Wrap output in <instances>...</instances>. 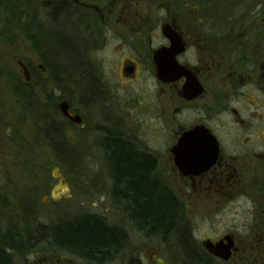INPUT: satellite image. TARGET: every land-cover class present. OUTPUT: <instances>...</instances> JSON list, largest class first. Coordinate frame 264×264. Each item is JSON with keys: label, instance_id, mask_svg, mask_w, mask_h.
I'll list each match as a JSON object with an SVG mask.
<instances>
[{"label": "rangeland", "instance_id": "1", "mask_svg": "<svg viewBox=\"0 0 264 264\" xmlns=\"http://www.w3.org/2000/svg\"><path fill=\"white\" fill-rule=\"evenodd\" d=\"M49 1L58 0H23L16 6L11 1L9 7L5 5L6 2L4 1L3 4L0 3V19L2 21L0 24V228L11 230L17 228L20 231L24 226V222L29 219L28 215H25L24 206L30 200L32 203H30V206L33 205L32 207H34L32 218L38 224L55 225L60 222H72L83 215H100L109 220L110 223L128 230L131 253L136 257L140 256L148 261L146 250L151 248L156 249L160 255L166 258L172 252L171 248L164 251L160 243L147 241L141 234L131 229L111 200L112 182L107 174L106 162L103 161V152L97 147L99 137L102 136L104 129L109 127V124L102 116V108L99 103L95 104L94 101L83 102L84 97H86L83 90L90 91L89 77L92 79V72L89 77L77 74L75 78L69 79L66 76L68 82L63 80L62 85L64 87L60 89V92L67 97L72 107L81 113L83 124L87 127L86 130L71 127L64 119H60V117H63L62 114L58 116L55 113V109L59 108L61 101L58 99L60 92H54V85L51 83L52 79L49 74L42 75L40 65L43 62L35 48L36 39L43 36V32L41 33L37 27L35 20L43 22L44 16L40 6ZM75 1L81 3L86 9L90 7L99 9L100 16L110 14L111 10L116 11L115 14H120L119 11L122 9L121 6L116 5L117 1L121 0ZM167 1L128 0L126 5H131L128 6L130 15L135 16L130 19L131 22L121 24L123 29L121 36L125 41H128L127 46L123 48L125 49L124 52L130 51L128 46L130 44L135 46L140 44L141 47H137V50L141 55L150 52L151 46L148 38L150 35L137 33L138 28L133 33L130 25L136 19L141 20L145 17H151L152 20L154 18L158 20L168 18L164 5ZM231 1L209 0L207 2L205 0L203 4V9H209L208 6L211 2L213 9L209 10V14H207L212 16L215 15L218 8L222 10L229 9L230 3L236 6L231 13H226L227 16H230L229 14L234 15V13L236 15L226 17L229 22L219 24L221 32L229 30L254 32L261 29L260 17L257 19L258 21H253V23L247 22L249 17H252L253 10L260 15L264 9V0ZM110 3L114 6L109 7ZM215 6L216 10H214ZM92 11H86L85 13L89 14V17L98 19L99 13ZM171 14L176 16L174 13ZM235 18L237 22H234ZM97 25L101 26L99 20H97ZM211 25H208L207 30H215ZM216 29L218 30V28ZM112 32H116L115 29L109 28L107 30L106 28L107 34L105 37L107 39H90L93 48L91 46L88 59L96 70L98 77H101L105 82L116 83L118 77L115 51L122 44H120V40L117 41L111 38ZM156 34L159 36V33ZM99 35H101V31ZM104 40H106V43H104ZM152 41L153 48L162 43L161 38L152 39ZM61 64H64V62L60 63V66H62ZM22 65L28 69L30 67L33 74L43 83L41 85L42 89L39 87V90H35L37 93L33 95L34 101L25 99L21 94V82L25 77ZM256 76L258 75H255V78ZM144 78L145 88L154 89L155 82L152 75L147 73ZM258 79L263 80V75L258 76ZM69 80H72V82L77 80L76 86H71ZM260 84L261 88L258 89H262L264 93V84ZM35 86L36 84L32 87L35 88ZM134 89L138 90V87L134 86ZM242 89L238 90L236 98L222 97L225 107L220 109L218 114L216 113L214 120L210 121L209 124L219 134L225 132L224 127H229L228 130L232 134H244V131L239 128L243 125L237 124L238 121L245 122L246 127H244V130L252 129L251 133L249 132L243 136L245 143L248 142L247 140H250L251 143L243 145L248 146L251 150L254 149V152L250 156H244L239 165L235 166L244 180L245 187L251 192L246 193L248 196L239 195L220 202L194 198L188 201L193 203L187 205L191 220V232L193 237L198 240L209 237L215 238L227 232L235 233L238 238H245L243 222L251 220L247 213L254 212L256 208L261 212L264 208V191H262L264 188V160L255 155V153L264 155V143L261 139H257L260 132V138L264 136V107L263 109H254L251 104L253 97L250 98L248 95L249 99L243 98ZM251 89H253V86L248 85L243 91L248 92ZM121 92L122 90H120ZM129 95L130 97L133 96L131 93ZM126 96L130 98L127 94ZM247 99L250 101L248 102ZM259 100H264L261 94ZM31 105L36 106V109L42 108L46 111L39 113L40 115L34 114L29 110ZM231 109L236 110L237 113L239 112V115L234 114ZM48 116L49 121L62 130L68 147L72 150L71 153H77L76 156L74 155L73 160L70 158L64 161L60 159L61 157H58V154L61 155L60 152L56 154L54 144L46 140L40 125H42L41 123L45 117L48 119ZM174 119H176L175 116L167 115L159 123L155 118L145 113H135L127 124L134 127V130L137 129L136 133L130 128L129 132L124 134V137L128 138L127 140L135 141L140 146L139 148L147 149V151L161 157L160 171L164 176L171 170L167 160L169 158L168 145L176 142L177 136L174 131L177 130L179 122H184V116L179 117L177 125L174 124ZM132 120L135 121L133 125L130 124L133 123ZM164 124H167V126L163 128ZM169 127L171 132L168 130ZM240 148L243 150L242 146ZM63 163L69 167L65 168ZM56 170L60 171L70 186V193L58 201H54L50 197L52 190L58 184V180L54 177ZM195 216H199V218ZM58 256L63 257L59 264H98L63 252H48V250H38L20 257L15 256V262L17 264H57L56 259ZM46 258L48 261L45 262ZM168 258L171 260L170 264H182L179 261H174V259L172 261L171 257ZM106 264H128V262L123 258Z\"/></svg>", "mask_w": 264, "mask_h": 264}, {"label": "flooded vegetation", "instance_id": "2", "mask_svg": "<svg viewBox=\"0 0 264 264\" xmlns=\"http://www.w3.org/2000/svg\"><path fill=\"white\" fill-rule=\"evenodd\" d=\"M177 1L168 0L164 4L165 13L168 16L164 20L156 18L152 20L151 17H145L141 20L136 19L133 24L131 23L130 26L133 29V33L138 28L137 33L150 35L148 38L151 50L142 55L137 50V47H141L140 44L138 46L133 44L128 45L130 51L127 52H124L125 49H123L127 46L128 41H125L123 36H121L123 34L121 24L128 21L131 22L130 19L135 16L130 15L128 6L131 5H126L128 0L117 1L116 5L122 7L119 11L120 14H115L116 11L111 10L110 14L103 16H100L99 9L94 7L86 9V7L75 0H58L54 2H65L70 5L71 23L76 28L77 35L88 44H84L86 46L85 58L89 70L93 74L92 79L96 80L97 85L95 89L88 90L89 92L85 93L86 97H84L85 100L83 102L94 101L95 104H100L102 116L109 124V127L104 129L105 131L100 136L101 138H107L108 135H119L137 151L155 158L159 162V166H161V157L147 151V149L139 148L140 146L135 141L127 140L128 138L124 137V134L128 133L130 128H134L130 125L128 126L127 123L135 113H145L155 118L159 123L167 115L175 116V125L178 124L177 120L179 117L184 116V122L180 123L178 120L177 130L174 131V134L177 136L176 142L169 144L167 149L169 154L167 160L171 170L165 175L166 178L161 171L160 175L166 185L183 204L186 216L190 220L187 205L192 203L188 202L192 198L220 202L221 200L232 199L239 195L248 196L246 193L248 191L251 192L245 187L244 180L239 175V171L235 166L239 165L240 160L244 159V156H250L254 152V149L251 150L248 146H245L251 143L250 140H247V143L243 141V136L249 132L251 133L252 129L244 130V127H246L245 122L238 121L237 124L243 125L239 126V128L244 131V134L234 133V135L228 130L229 127H224L225 132L219 134L210 126L209 122L214 120L216 113L218 114L220 109L225 107L223 96L236 98L238 90L245 89L248 85H252L253 89L248 92L242 89L241 94L243 98H248V95L250 98L253 97L251 104L254 109H263L264 107V100H259L260 94L264 97V93L262 89H258L261 88L260 83L264 84V9L260 15L257 14V11L254 12L253 10V15L249 17V21L247 22L253 23V21H258L257 19L260 17L262 25L260 30H255L254 32H235L234 30L221 32L219 24L221 22H229L226 20V17L236 15L235 13L234 15L229 14L230 16L226 14L231 13L232 9L235 10V5H231L230 3L229 9L225 8L224 10L218 8V11H215V15L212 16L208 15L209 10L213 9L211 2L208 6L209 9H203L205 0ZM125 5L126 7L124 8ZM113 6L112 3L109 4V7ZM216 9L215 6L214 10ZM86 11L99 13L98 19L89 17V14L85 13ZM125 12H127L126 15H124ZM171 13H174L176 16H173ZM246 15L248 16V14ZM97 20L100 22V27L97 25ZM234 22H237L236 18ZM209 24H212L215 30H207ZM106 28L107 30L109 28L115 29L116 32L111 33V38L117 41L120 40V44H122L115 51L117 55L116 69L118 77L116 83L105 82L101 77H98L96 70L88 59L91 46L93 48L91 40L94 38L107 39L105 37L107 34ZM100 31L101 35H99ZM156 33H159V36ZM158 38L162 39V43L153 48L152 39ZM104 43H106V40H104ZM174 49L176 53L172 57ZM162 50H165L166 55L170 57V66L178 69L179 73L170 72L164 78L160 77L156 57ZM41 64L40 70L42 75L49 74L50 76L47 65L44 62ZM25 68L28 78L24 75V80L21 82L22 86L25 90H31L32 94L36 95L37 92L35 90H39L43 83L33 74L30 67L29 69ZM147 73L152 75L155 82L154 89L145 88L144 76ZM55 75L51 83L54 85V92H60L61 87L64 86L59 83V78L58 76L55 77ZM255 75L259 77L263 75V80H259L258 76L255 78ZM69 81L71 86H76L77 80L73 82L72 80ZM34 84H36L35 88L32 87ZM134 86L138 87V90H135ZM120 90H122L121 93ZM128 92L133 96L130 97ZM60 93L59 95L57 93L59 101L61 100L58 106V116L62 114V118L71 127L86 130L87 127L83 124L81 113L72 107L67 97L62 93L60 96ZM248 99L247 101L249 102L250 100ZM64 102L69 105L68 113L70 117H67L61 111V105ZM231 111L234 114L237 113L236 110L233 111L231 109ZM237 114L239 115V112ZM192 116H194L193 119H191ZM77 118H80L79 123L75 121ZM132 121L131 125L135 123L134 120ZM166 126L167 124H164L162 127ZM200 128L208 130L218 141V159L204 160L199 157L197 148H191L192 150L185 152L187 156L183 158L184 164L200 165V163L207 161L203 165L206 166V169H202L201 171H198L200 169L191 170L188 173L181 172L177 167L176 154L173 150L184 135H188ZM168 130L171 132L170 127ZM132 131L135 132L137 129H133ZM258 135L257 139H261L262 143H264V136L262 135L263 138H260L261 132ZM198 139V137L192 138L194 142ZM240 146L243 147V150ZM193 153L198 154L193 156ZM255 155L264 160L263 154L255 153ZM103 161L108 165V159L104 158V156ZM64 179L66 180V178ZM59 183L60 180H58ZM262 191H264V188ZM247 214H249V219L251 220L243 222L245 238H238L235 233L227 232L215 238L209 237L202 240L193 237L192 241L201 251L206 253L214 264H264V208L261 212L256 208L254 212L250 211ZM195 217L199 218V216ZM211 244L217 248L224 247L223 251L229 255L228 259L226 260L213 254L209 250ZM146 254L148 261L139 256L146 264H153L152 260L156 258H162L167 264L171 263L168 257H171L173 261L171 253L169 256L166 253L167 256L165 258L156 249L149 248V250H146ZM62 260L63 257L58 256L56 263L59 264ZM46 261H48L47 258Z\"/></svg>", "mask_w": 264, "mask_h": 264}, {"label": "trees", "instance_id": "3", "mask_svg": "<svg viewBox=\"0 0 264 264\" xmlns=\"http://www.w3.org/2000/svg\"><path fill=\"white\" fill-rule=\"evenodd\" d=\"M3 1L9 7V2L13 1L11 3L16 6L23 0H0V3L3 4ZM40 9L44 16L43 22L35 21L43 36L36 39L35 48L47 65L50 78L53 79L56 74L55 77L58 76L62 85L63 80H68L67 77L72 79L77 74L89 77L91 71L85 58L84 45L88 44L77 35L76 28L71 23L70 5L51 1L43 3ZM1 22L0 19V24ZM89 83L90 90L96 88L95 79L89 77ZM21 89L25 99L35 100L31 90H25L23 86ZM29 110L37 115L46 111L32 105ZM55 113L58 115V108ZM60 119L63 120L62 117ZM41 124L40 129L46 140L54 144L56 154L60 152L58 157L63 161L68 158L73 160L77 153H71L62 130L49 121V116ZM97 143L104 158L108 159V175L112 182L111 200L127 225L147 241L160 243L164 251L171 248L170 255L182 264H214L192 241L191 222L183 204L163 181L159 162L137 151L119 135L100 137ZM63 164L65 168L69 167ZM30 203L29 200L24 206L25 215L29 219L24 222L20 231L17 228H0V264H17L15 256L20 257L38 250L63 252L98 264L123 258L128 264H146L131 253L130 235L126 228L110 223L100 215L90 214L72 222L38 224L32 218L34 207Z\"/></svg>", "mask_w": 264, "mask_h": 264}, {"label": "water", "instance_id": "4", "mask_svg": "<svg viewBox=\"0 0 264 264\" xmlns=\"http://www.w3.org/2000/svg\"><path fill=\"white\" fill-rule=\"evenodd\" d=\"M175 49L172 52V57L175 56ZM157 67H158V72L161 78H164L167 74L170 72H176L179 73L178 69L172 68L170 66V57L166 55V51L162 50L158 53L157 57ZM21 65V64H20ZM25 70V75L27 76V71ZM28 78V76H27ZM61 111L63 114H65L67 117H70L68 111H69V105L64 102L61 105ZM73 119V118H72ZM76 122H80V118H77L75 120ZM193 137H198L199 139L197 141H193ZM191 148H197L199 152V157L207 160L208 159H213L216 160L218 159L219 156V144L218 141L215 139V137L206 129L200 128L196 129L192 133L188 135H184L178 145L174 148L173 152L176 154V159H177V167L180 169L181 172L188 173L191 170H198L201 171L202 169H206V166H203L204 163L207 161L200 163V165H186L184 164L183 158L187 156L185 152L187 150H192ZM198 153H193L194 155H197ZM204 167V168H203ZM198 173V172H197ZM57 178L61 179L60 185L55 187V189L52 192V198L54 200H58L62 197V195L69 194L70 189L68 183L62 178L60 175L59 170H56V176ZM211 247L209 250L212 251L213 254H215L218 257H221L223 259H228L229 255L224 252L223 248L224 247H215V245L211 244ZM212 248V249H211ZM153 264H167L165 260L162 258H156L155 260H152Z\"/></svg>", "mask_w": 264, "mask_h": 264}, {"label": "bare ground", "instance_id": "5", "mask_svg": "<svg viewBox=\"0 0 264 264\" xmlns=\"http://www.w3.org/2000/svg\"><path fill=\"white\" fill-rule=\"evenodd\" d=\"M103 156V155H102ZM106 167V169H107V174H108V167L107 166H105Z\"/></svg>", "mask_w": 264, "mask_h": 264}]
</instances>
